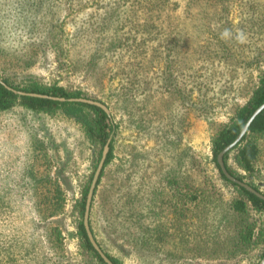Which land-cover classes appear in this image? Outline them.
Listing matches in <instances>:
<instances>
[{"label": "rangeland", "instance_id": "obj_1", "mask_svg": "<svg viewBox=\"0 0 264 264\" xmlns=\"http://www.w3.org/2000/svg\"><path fill=\"white\" fill-rule=\"evenodd\" d=\"M138 1L0 0V78L56 82L107 105L117 128L92 212L104 252L124 264H257L264 213L255 208L244 215L254 221L253 244L232 258L218 244L236 189L218 175L210 135L264 66V1L169 0L128 11ZM106 13L126 19L118 38L113 23L98 27ZM146 21L154 26L134 51L126 37ZM225 29L232 38H221ZM115 38L119 53L108 49ZM199 87L206 112L197 110ZM254 141L253 170L239 173L264 193V132ZM95 155L82 126L60 112L0 111V264H96L80 246L74 209ZM200 187L216 194L197 200ZM206 225L209 248L194 234Z\"/></svg>", "mask_w": 264, "mask_h": 264}, {"label": "trees", "instance_id": "obj_2", "mask_svg": "<svg viewBox=\"0 0 264 264\" xmlns=\"http://www.w3.org/2000/svg\"><path fill=\"white\" fill-rule=\"evenodd\" d=\"M169 0H139L136 4H131V7L128 11H147L153 4H164ZM189 1H232V0H188ZM246 1V0H245ZM249 1V0H248ZM255 1H264V0H255ZM135 14V13H134ZM126 19L119 14L113 13H106L100 16V21L102 22L101 25L98 24V27L104 28L112 26V23L115 25L117 36H119V32L123 27L124 21ZM260 20H264V18H260ZM61 28L62 25L60 24ZM154 25L150 23V21H146L145 23L141 24L140 27L136 25V27L132 30H137L134 32L135 35H127L126 38H129L127 42L128 47L130 49H137L136 51L140 50V45L142 44L141 41H135L137 38L143 39L145 38L148 33H150L151 28ZM114 39L111 44L108 45V49L110 48L114 53H119L124 49V43L119 39ZM131 39V44L130 43ZM161 52H163V45L160 47ZM164 54V52H163ZM169 59L165 56L160 58V63H162L165 68L166 65L169 64ZM164 69V68H163ZM256 81L253 83L251 90L248 92V98L245 102L238 104L235 106L233 113L229 120L224 123L215 124L213 131L210 135V144H211V153H212V160L215 164L219 177L232 184V186L236 189L235 196L228 201L225 206L224 212L221 215L222 223L226 222V224H231L228 230L225 233V239L223 242L218 244L220 247H225L223 257H233L237 256L242 252V250L247 249L251 244L254 243V221H250L245 218L244 215L248 214V206L255 208L260 213H264V200L257 197L253 193L249 192L245 188L229 181L224 174L222 173L217 160L216 156L217 153L227 144H229L240 131L242 125L246 121V119L250 116L253 110L262 102H264V66L259 65L257 69ZM164 73V72H163ZM22 92H36L41 94H47L51 96H58L64 98L70 97H88L90 98L85 92L80 89H67L63 85H60L56 82L51 84L40 83L34 79H29L28 81H24L21 83H15L10 81L7 77L0 78V111H7L12 109L16 105H21L27 109L33 111H44V112H60L61 114L65 115L66 117L73 119L75 122L80 124L86 134V136L91 141L92 145L94 146L95 150V162L93 165V170L90 172L88 178L86 179L82 189L80 197L74 203V209L77 213V221H76V229L77 234L80 240L81 248L88 253L91 258L95 261L96 264H107L103 261V259L99 256L96 250L91 245L90 241L87 238L84 226H83V212H84V204H85V196L94 172V168L96 167L97 161L100 158L101 151L106 140L110 137L109 142V150L107 152L104 165L100 172L96 188L94 190V195L90 207L89 213V225L90 229L98 242L99 245L101 243L97 240L95 236V229L92 221V212H93V204L95 195L97 192V186L104 175V170L106 165L109 163L110 159L113 156V133L117 128V123L113 121V117L111 114L105 112L102 108L92 105L89 103L78 102V101H60L54 100L48 97H40V96H33L26 93H19ZM181 103H184V96L183 92L180 93ZM197 110L199 111H207L209 105V101L206 98L205 89L202 87L198 88V95H197ZM264 132V111H261L251 122L248 131L242 137L239 144L235 145L232 149L227 151L224 154V163L228 171L236 176L239 179L244 178L242 173H239V169L246 171L248 173L252 172L255 159L258 154V147L256 142L254 141V136ZM233 158L235 163V167H232L229 164V159ZM30 174H32L30 172ZM251 184V183H250ZM255 189L259 190L257 186L251 184ZM57 186V185H56ZM197 200L205 199L211 195H215V191H208L209 189L199 188ZM194 197V199H196ZM53 202L60 205L61 197L59 194H56L52 197ZM186 216V215H185ZM208 225H213V219L209 220L205 218ZM220 220V219H219ZM205 223V221H204ZM202 226L201 230L197 233L196 231L194 234H198L204 242L205 248L210 247V235L211 232L210 227ZM55 234L58 237L60 231L55 229ZM261 234H264V226L261 225ZM224 235V234H223ZM225 243V244H223ZM217 244V246H218ZM214 247L213 249H217L218 247ZM192 247V246H191ZM212 248V247H211ZM106 255L112 260L115 264H124L120 259L110 255L108 252H105ZM260 256H264V252L260 254Z\"/></svg>", "mask_w": 264, "mask_h": 264}, {"label": "water", "instance_id": "obj_3", "mask_svg": "<svg viewBox=\"0 0 264 264\" xmlns=\"http://www.w3.org/2000/svg\"><path fill=\"white\" fill-rule=\"evenodd\" d=\"M19 93H26L29 95H33V96H40V97H48V98H52L54 100H60V101H78V102H84V103H89L92 105H96L100 108H102L105 112H109L108 111V107L106 104L102 103L99 100L93 99V98H88V97H70V98H64V97H58V96H51V95H47V94H41V93H36V92H22L20 91ZM264 111V102H262L261 104H259L254 110L253 112L250 114V116L246 119V121L244 122V124L242 125L240 131L237 133V135L235 136V138L227 145H225L218 153L216 156V160L217 163L222 171V173L224 174V176L231 182L245 188L246 190H248L249 192L253 193L254 195H256L257 197L261 198L262 200H264V193H262L260 190L255 189L252 185H250L249 183H247L246 181L237 178L236 176L232 175L228 169L225 166L224 163V154L229 151L230 149H232L235 145L239 144V142L241 141L242 137L245 135V133L248 131L249 126L251 124V122L254 120V118L261 112ZM109 142H110V137L106 140L103 149L101 151V155L100 158L97 162L96 168L93 172L86 196H85V204H84V212H83V226L87 235L88 240L90 241L91 245L93 246V248L96 250V252L99 254V256L103 259V261L107 264H115L112 262V260L106 255V253L101 249L100 245L98 244V242L96 241V239L94 238V235L90 229V225H89V213H90V207H91V203H92V199H93V195H94V190L96 188L97 185V181L100 175V172L102 170V167L104 165V161L107 155V152L109 150ZM257 264H264V256L261 257V259L259 260V262Z\"/></svg>", "mask_w": 264, "mask_h": 264}, {"label": "clouds", "instance_id": "obj_4", "mask_svg": "<svg viewBox=\"0 0 264 264\" xmlns=\"http://www.w3.org/2000/svg\"><path fill=\"white\" fill-rule=\"evenodd\" d=\"M221 38L222 39H230L232 38V32L230 29H225L222 33H221ZM235 39L239 42V43H244L246 40V35L240 31L236 34Z\"/></svg>", "mask_w": 264, "mask_h": 264}]
</instances>
